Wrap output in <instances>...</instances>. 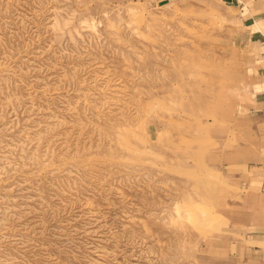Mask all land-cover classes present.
<instances>
[{
	"label": "rangeland",
	"instance_id": "374dc122",
	"mask_svg": "<svg viewBox=\"0 0 264 264\" xmlns=\"http://www.w3.org/2000/svg\"><path fill=\"white\" fill-rule=\"evenodd\" d=\"M242 34L225 0H0V264L234 253L264 167Z\"/></svg>",
	"mask_w": 264,
	"mask_h": 264
},
{
	"label": "crops",
	"instance_id": "0c3cea01",
	"mask_svg": "<svg viewBox=\"0 0 264 264\" xmlns=\"http://www.w3.org/2000/svg\"><path fill=\"white\" fill-rule=\"evenodd\" d=\"M225 1L239 11L243 26L242 44L255 69L249 114L255 120L256 134L260 138L256 143L260 156L256 160L264 166V0ZM254 173L250 181L260 182L256 184L258 189L235 206L234 225L238 238L234 253L226 257L222 250H218V255L210 259L214 264H264V167Z\"/></svg>",
	"mask_w": 264,
	"mask_h": 264
}]
</instances>
